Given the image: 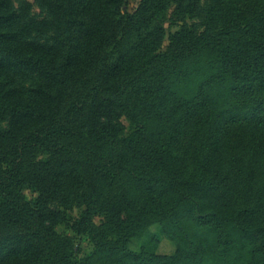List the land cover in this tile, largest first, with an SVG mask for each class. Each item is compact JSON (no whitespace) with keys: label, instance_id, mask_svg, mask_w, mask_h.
<instances>
[{"label":"trees","instance_id":"16d2710c","mask_svg":"<svg viewBox=\"0 0 264 264\" xmlns=\"http://www.w3.org/2000/svg\"><path fill=\"white\" fill-rule=\"evenodd\" d=\"M42 2L0 0V115L39 122L0 128V264H264V0Z\"/></svg>","mask_w":264,"mask_h":264},{"label":"rangeland","instance_id":"374dc122","mask_svg":"<svg viewBox=\"0 0 264 264\" xmlns=\"http://www.w3.org/2000/svg\"><path fill=\"white\" fill-rule=\"evenodd\" d=\"M197 3L196 10L194 12V16L191 19H186V25H192L196 29L200 30L202 28V15L205 12V9L209 3V0H195ZM15 9H18L22 16L25 14L29 18L41 19L43 17H47L50 13L48 7L44 5L42 0H12ZM140 0H126V4L124 8L129 12H133L137 9ZM172 16L167 15L165 19H163V24L167 28V36L163 43V48H166L169 44L168 33L173 32L178 29L179 24H181V20L177 25L171 24ZM23 23L18 26L21 34H23ZM42 30V29H41ZM38 30L36 36L45 37L48 34L45 31ZM69 32V31H68ZM73 40L75 39V34L70 31ZM69 34V33H67ZM70 36V35H69ZM8 78L11 82L15 83L18 91L23 94H30L31 86H33L36 81V77L32 72L23 69H12L8 68ZM39 122L32 119H14L11 115H0V128L6 129H14L15 131L26 132L28 130L34 129L38 126ZM25 193L28 197H32L35 194L31 190H26ZM53 205L56 206L57 202L53 201ZM78 214V211L74 213V215ZM57 231L59 234L71 240L74 244L75 252L79 249V254H83L88 252L91 249V243L88 239L83 238L76 234L70 227L66 224L57 225ZM154 236H156L157 240L154 241ZM143 246H149L155 249L156 252L160 254H170L174 251L175 245L169 240L165 235L162 234L160 227L158 225H154L151 227L149 233L142 238H133L130 242V248L134 251H139Z\"/></svg>","mask_w":264,"mask_h":264}]
</instances>
